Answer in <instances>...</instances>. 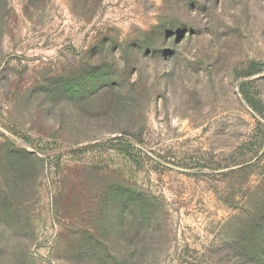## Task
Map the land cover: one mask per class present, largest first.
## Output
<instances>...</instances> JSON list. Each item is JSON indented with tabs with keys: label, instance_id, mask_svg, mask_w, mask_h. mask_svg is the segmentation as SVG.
<instances>
[{
	"label": "rangeland",
	"instance_id": "rangeland-1",
	"mask_svg": "<svg viewBox=\"0 0 264 264\" xmlns=\"http://www.w3.org/2000/svg\"><path fill=\"white\" fill-rule=\"evenodd\" d=\"M0 264H264V0H0Z\"/></svg>",
	"mask_w": 264,
	"mask_h": 264
}]
</instances>
